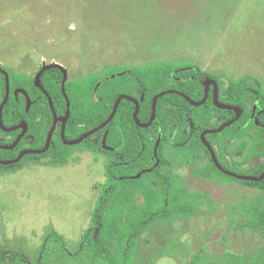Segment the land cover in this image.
I'll use <instances>...</instances> for the list:
<instances>
[{"label": "rangeland", "instance_id": "obj_1", "mask_svg": "<svg viewBox=\"0 0 264 264\" xmlns=\"http://www.w3.org/2000/svg\"><path fill=\"white\" fill-rule=\"evenodd\" d=\"M160 59L252 75L264 85V0H0V63L11 72L36 78L57 63L69 80ZM106 161L76 151L63 165L37 162L0 174V251L36 256L52 231L76 249L106 181ZM193 168L174 171L207 197L200 211L145 232L137 264H264V238L243 225L239 210L259 188L198 177Z\"/></svg>", "mask_w": 264, "mask_h": 264}, {"label": "trees", "instance_id": "obj_2", "mask_svg": "<svg viewBox=\"0 0 264 264\" xmlns=\"http://www.w3.org/2000/svg\"><path fill=\"white\" fill-rule=\"evenodd\" d=\"M214 78L221 88L220 100L243 109L242 116L222 131L206 135L221 164L234 172L260 176L264 172V125L259 126L256 115L264 109L263 85L259 79L243 76L233 79L210 73L200 65L187 60H151L142 64L109 65L65 82L59 67L46 69L41 75L43 88L35 78L25 73L10 71L11 94L3 110V121L8 127L22 121L28 124V134L14 149L0 150L3 159L17 157L22 149H41L57 116L67 113V94L70 101L65 134L75 139L105 121L113 111L121 94L136 97L140 103L138 117L148 123L153 112L156 94L177 89L194 100L205 95L204 79ZM25 90L32 102L17 89ZM6 91V78L0 72V104ZM212 90L203 105H192L185 97L170 93L158 99L156 116L148 127H140L134 120L136 105L123 99L114 118L107 126L81 143L67 145L61 137L62 123L58 124L49 149L40 154L31 153L19 162L0 165V173L13 172L32 162L66 164L76 151L92 150L104 153L106 181L102 185L91 216L76 249L58 231H52L36 256L23 249L0 251V264H137L141 236L152 227L181 217L196 215L203 193L190 191L184 177L174 171L181 165L194 166L193 173L209 180L226 179L259 188L260 194L240 203L239 210L246 215L243 225L259 232L264 238V179L250 181L223 173L214 163L211 153L201 140L206 129L219 127L232 119L233 110L218 108L213 103ZM264 124V113L258 117ZM21 130L6 134L11 143ZM107 134V145L102 140ZM158 145L157 157L155 146ZM32 141V142H31ZM239 152L248 163L243 169L236 161L230 164L224 156ZM254 158L257 163L252 164ZM159 160V163H157ZM225 160V161H224ZM203 161L205 164L200 165ZM241 262L245 257H237ZM264 261V256H262ZM199 260V256H196Z\"/></svg>", "mask_w": 264, "mask_h": 264}, {"label": "water", "instance_id": "obj_3", "mask_svg": "<svg viewBox=\"0 0 264 264\" xmlns=\"http://www.w3.org/2000/svg\"><path fill=\"white\" fill-rule=\"evenodd\" d=\"M52 67H59V68H61L63 70V72H64L63 91L65 92L64 85H65V82L67 81L66 71L64 70V68L60 64H57V63H52V64H49V65L43 66L41 68V70L38 72V74H37V76L35 78L36 85L39 86V87H41V88H43L42 83H41V75H42V73L46 69L52 68ZM0 71H2L5 74V76H6V83H7V92H6L5 98H4V100H3V102H2V104L0 106V126L5 131H14V130H16L18 128H23L22 134L14 141L13 144H11V145H1L0 146L2 148L12 149V148L15 147V145L17 144V142L20 140V138L23 136V134L27 130V123L26 122H22V123H20L18 125L11 126V127H7V126L4 125L3 120H2V110H3L4 105L6 104L8 98H9V93H10V76H9V73L6 70L2 69L1 67H0ZM213 83H214L215 87H217V83L215 81H213ZM209 84H210L209 82H205V85H206L205 96L200 101H195V100L191 99L190 96H188L187 94H185L183 92H180L178 90H164V91L159 92L158 94L155 95V97L153 99V112H152V117H151L150 122H148V123H143L138 118V113H139V108H140L139 101L137 99H135L134 97L130 96V95L121 94V95L118 96V98L115 101V104H114L112 113L110 114V116L104 122H102L97 127L91 129L90 131L84 133L81 137H79L77 139H74V140H68L65 137V132H64L65 124H66V122L68 120V117L70 115V101H69V98H68L67 94L65 93L66 99H67V105H68L67 113L63 117H56L55 118L54 123H53V126L50 129V131H49V134H48V138H47V142H46L45 147L42 148V149H37V150H35V149H27V150L22 151L20 153V155L16 159L8 160V161H3V160L0 159V162L3 163V164H12V163L18 162L25 154H28V153H43V152H45L49 148V146L51 144V140H52V136H53V133L55 131V128H56L57 120H61L63 122L62 135H63V139H64L65 144L75 145V144H78V143L82 142L88 136L94 134L95 132H97L98 130H100L104 126H106L114 118V116H115V114H116V112L118 110V107L120 105V102L123 99H130V100H132V101H134L136 103V109L134 111V119H135V122L137 123V125H139L141 127H147L155 119L157 102H158V99L160 97H162V96H164V95H166L168 93H178V94L184 96L191 104H193V105H202L207 100V97H208V94H209V88H210L209 87ZM19 91L23 92L26 95L27 101H28L27 107L30 108L32 102L30 100L29 94L25 90H22V89H19ZM16 93H18V91H16ZM214 103H215L216 106H218L220 108L232 109V110H234L236 112V116L233 119H231V120L223 123L218 128L208 129V130H206V131H204L202 133V140L205 143V145L208 147L209 151L211 152V155H212L213 160L216 163L217 167L220 170H222L223 172H225V173H227L229 175H232L234 177H237L239 179L250 180V181H257V182L263 180L264 179V172L260 176L237 174V173L231 172L229 170H226L220 164V162H219V160L217 158V155H216V153H215L212 145L208 142V140L206 139L205 135L207 133L220 132L221 130H223L227 126L233 124L235 121H237L240 118V116L242 115L243 109L241 107H239V106H233V105H229V104L222 103L219 100L218 93L216 91L214 93ZM159 142H160V139H158V141L156 143L155 154H157V148H158ZM103 144H104V147L108 148L106 146V135L104 137Z\"/></svg>", "mask_w": 264, "mask_h": 264}, {"label": "flooded vegetation", "instance_id": "obj_4", "mask_svg": "<svg viewBox=\"0 0 264 264\" xmlns=\"http://www.w3.org/2000/svg\"><path fill=\"white\" fill-rule=\"evenodd\" d=\"M169 60V59H168ZM174 60H180V59H174ZM142 64V63H141ZM196 64V63H195ZM0 67L2 68V69H4V70H6L8 73H9V76H10V70L8 69V68H6L3 64H1L0 63ZM42 67V66H41ZM202 68V67H201ZM104 69V68H103ZM102 69V70H103ZM205 70V69H204ZM207 71V70H206ZM1 73H3L2 71H0ZM209 72V71H208ZM210 73H212V72H210ZM4 74V73H3ZM213 74H215V73H213ZM5 75V74H4ZM243 76H248V75H242L241 77H243ZM250 76H252V75H250ZM240 77V78H241ZM252 77H254V76H252ZM5 78H6V76H5ZM230 78H233V77H230ZM240 78H233V79H240ZM256 79H258V78H256ZM213 81H215L216 83H217V87H215V85H214V83H213ZM205 82H209L210 84H209V94H210V91L212 90V97H213V103H214V93H215V91L218 93V97H219V100H220V94H221V88H220V86H219V84H218V81L216 80V79H214V78H211V77H207L206 79H204V81H203V83H204V85H205ZM261 82V81H260ZM262 83V85H263V82H261ZM19 89H21V88H19ZM19 89H17L16 91H18V93L19 92H21V91H19ZM23 90V89H22ZM168 90H177V89H168ZM16 91H15V94L17 95L18 93H16ZM178 91H180V90H178ZM263 91H264V85H263ZM6 92H7V83H6V91H5V95H6ZM180 92H182V91H180ZM205 92H206V85H205ZM183 93H185V92H183ZM10 94H11V88H10V93H9V96H10ZM168 94H170V93H168ZM175 94H178V93H175ZM186 94V93H185ZM209 94H208V97H209ZM5 95H4V98H5ZM128 95V94H127ZM180 95V94H179ZM188 95V94H187ZM131 96V95H130ZM182 96V95H181ZM189 96V95H188ZM205 96V95H204ZM132 97H134V96H132ZM184 97V96H183ZM208 97H207V99H208ZM135 99H137L136 97H134ZM191 98V97H190ZM204 98V97H203ZM202 98V99H203ZM9 99V98H8ZM192 99V98H191ZM201 99V100H202ZM4 100V99H3ZM130 100V99H129ZM138 100V99H137ZM194 100V99H193ZM8 101V100H7ZM132 101V100H131ZM139 101V100H138ZM195 101H197V100H195ZM198 101H200V100H198ZM207 101V100H206ZM205 101V102H206ZM221 101V100H220ZM3 102V101H2ZM134 102V101H133ZM204 102V103H205ZM222 102V101H221ZM7 103V102H6ZM121 103V102H120ZM135 103V102H134ZM203 103V104H204ZM222 103H224V102H222ZM2 104V103H1ZM1 104H0V106H1ZM202 104V105H203ZM225 104H227V103H225ZM135 105H136V103H135ZM193 105V104H192ZM214 105H215V103H214ZM229 105H231V104H229ZM5 106V105H4ZM139 106H140V103H139ZM195 106H199V105H195ZM216 106V105H215ZM234 106V105H233ZM218 107V106H217ZM240 107V106H239ZM218 108H220V107H218ZM136 109V108H135ZM140 109V108H139ZM223 109H226V108H223ZM3 110H4V108H3ZM3 110H2V120H3ZM230 110H232V109H230ZM234 111V110H233ZM235 112V111H234ZM261 113H264V109H262L257 115H256V117H255V119H256V122H257V124L259 125V126H262V125H264V124H261L259 121H258V117H259V115L261 114ZM235 114H236V112H235ZM242 114H243V112H242ZM236 116V115H235ZM234 116V117H235ZM242 116V115H241ZM240 116V117H241ZM57 117H63V116H57ZM134 117V116H133ZM233 117V118H234ZM56 118V117H55ZM139 118V117H138ZM232 118V119H233ZM55 120V119H54ZM135 120V119H134ZM231 120V119H230ZM229 121V120H228ZM22 122H25V121H22ZM21 122V123H22ZM62 123V126H61V137H62V140H63V142H64V139H63V135H62V129H63V122L61 121V120H57V123H56V128H55V130L57 129V127H58V124L59 123ZM104 122V121H103ZM142 122V121H141ZM227 122V121H226ZM236 122V121H235ZM3 123H4V121H3ZM27 123V122H26ZM53 123H54V121H53ZM67 123V122H66ZM144 123V122H143ZM225 123V122H224ZM20 124V123H19ZM109 124V123H108ZM107 124V125H108ZM137 124V123H136ZM223 124V123H222ZM221 124V125H222ZM5 125V124H4ZM18 125V124H17ZM106 125V126H107ZM151 125V124H150ZM220 125V126H221ZM232 125V124H231ZM6 126V125H5ZM13 126H15V125H13ZM53 126V125H52ZM139 126V125H138ZM219 126V127H220ZM230 126V125H229ZM8 127V126H7ZM11 127V126H10ZM65 127H66V124H65ZM97 127V126H96ZM105 127V126H104ZM103 127V128H104ZM141 127V126H140ZM148 127V126H147ZM52 128V127H51ZM95 128V127H94ZM218 128V127H217ZM18 129H20L21 131L19 132V134L13 139V141L11 142V143H9V144H7L6 142H8L9 140H11V136L10 135H8V134H6V133H8V132H12V131H5V130H3L2 128H1V126H0V133H1V135L2 136H0V146L1 145H11V144H13L14 143V141L22 134V132H23V128H18ZM102 129V128H101ZM100 129V130H101ZM213 129H215V128H213ZM17 130V129H16ZM206 130H208V129H206ZM206 130H204V131H206ZM15 131V130H14ZM90 131V130H89ZM99 131V130H98ZM203 131V132H204ZM222 131V130H221ZM55 132V131H54ZM64 132H65V129H64ZM88 132V131H87ZM202 132V133H203ZM86 133V132H85ZM96 133V132H95ZM94 133V134H95ZM202 133H201V140H202ZM214 133H217V132H214ZM107 134H108V131L104 134V137H105V135H106V146L108 147V148H106V147H104V144H103V140H104V137H103V140H102V145H103V148L104 149H107V150H113L114 148L113 147H111V146H108L107 145ZM207 134H210V133H207ZM206 134V135H207ZM53 135H54V133H53ZM93 135V134H92ZM206 135H205V137H206ZM82 136V135H81ZM80 136V137H81ZM91 136V135H90ZM25 137H30L31 139H32V141H33V136L32 135H30V134H28V124H27V130L25 131V133L23 134V136L20 138V140L17 142V144L23 139V138H25ZM53 137V136H52ZM65 137H66V134H65ZM89 137V136H88ZM87 137V138H88ZM48 138V137H47ZM67 138V137H66ZM79 138V137H78ZM86 138V139H87ZM68 139V138H67ZM75 139H77V138H75ZM207 139V138H206ZM68 140H74V139H68ZM85 140V139H84ZM208 140V139H207ZM31 141V142H32ZM202 142H203V140H202ZM209 142V141H208ZM51 143H52V140H51ZM65 143V142H64ZM81 143V142H80ZM160 143V142H159ZM204 143V142H203ZM210 143V142H209ZM16 144V145H17ZM79 144V143H78ZM211 144V143H210ZM16 145H15V147H16ZM46 145V144H45ZM51 145V144H50ZM68 145V144H67ZM76 145V144H75ZM204 145H205V143H204ZM212 145V144H211ZM206 146V145H205ZM14 147V148H15ZM45 147V146H44ZM43 147V148H44ZM50 147V146H49ZM156 147V146H155ZM207 147V146H206ZM213 147V146H212ZM14 148H12V149H14ZM208 148V147H207ZM2 149H6V150H12V149H7V148H2V147H0V150H2ZM27 149H35V148H26V149H22L20 152H19V154L17 155V157L20 155V153L22 152V151H24V150H27ZM42 149V148H41ZM49 149V148H48ZM47 149V150H48ZM214 149V148H213ZM35 150H37V149H35ZM46 150V151H47ZM209 150V149H208ZM45 151V152H46ZM155 151V150H154ZM157 151H158V148H157ZM215 151V150H214ZM44 153V152H43ZM211 153V152H210ZM216 153V152H215ZM28 154H31V153H28ZM28 154H25L24 156H26V155H28ZM35 154H40V153H35ZM99 154H101V153H99ZM102 154H104V153H102ZM104 155H106V154H104ZM156 155V157H157V154H155ZM217 155V154H216ZM238 155H240V153L239 152H236V154H234L233 156L231 155V154H227V156H224V158H225V160H227V162H229L230 164H233V162H237V163H239V161H238ZM23 156V157H24ZM107 156V155H106ZM17 157H15V158H13V159H16ZM22 157V158H23ZM211 157H212V155H211ZM21 158V159H22ZM218 158V157H217ZM0 159L1 160H3V161H8V160H13V159H3L1 156H0ZM20 159V160H21ZM212 159H213V157H212ZM19 160V161H20ZM107 160H108V157H107ZM219 160V159H218ZM224 160V161H225ZM18 161V162H19ZM214 161V160H213ZM107 162V161H106ZM105 162V163H106ZM220 162V161H219ZM258 162V159L257 158H254L253 160H252V164L253 163H257ZM16 163V162H15ZM32 163H37V162H32ZM43 163V162H42ZM157 163H159V160H157ZM206 163V161H203L200 165H203V164H205ZM215 163V162H214ZM13 164V163H12ZM29 164H31V163H29ZM220 164H221V162H220ZM0 165H10V164H3V163H1L0 162ZM28 165V164H27ZM215 165H216V163H215ZM222 165V164H221ZM247 165H248V163H246L245 161H244V158L243 157H241V160H240V163H239V166L241 167V168H245V169H247ZM26 166V165H25ZM182 166V165H181ZM217 166V165H216ZM223 166V165H222ZM178 167V166H177ZM224 167V166H223ZM22 168H24V166L22 167ZM21 168V169H22ZM104 168H105V164H104ZM226 170H229V171H231V172H234V171H232V170H230V169H227L226 167H224ZM20 170V169H19ZM18 171V170H17ZM222 171V170H221ZM13 172H15V171H13ZM223 172V171H222ZM8 173H12V172H5V173H0V174H8ZM223 173H225V172H223ZM234 173H237V172H234ZM225 174H227V173H225ZM237 174H240V173H237ZM229 175V174H228ZM243 175H245V174H243ZM230 176H232V175H230ZM105 177H106V175H105ZM234 177V176H233ZM235 178H237V177H235ZM237 179H239V178H237ZM220 180H226V179H220ZM105 183V182H104ZM236 183H239V182H236Z\"/></svg>", "mask_w": 264, "mask_h": 264}, {"label": "crops", "instance_id": "obj_5", "mask_svg": "<svg viewBox=\"0 0 264 264\" xmlns=\"http://www.w3.org/2000/svg\"><path fill=\"white\" fill-rule=\"evenodd\" d=\"M254 77H256V76H254ZM258 78V77H257Z\"/></svg>", "mask_w": 264, "mask_h": 264}]
</instances>
